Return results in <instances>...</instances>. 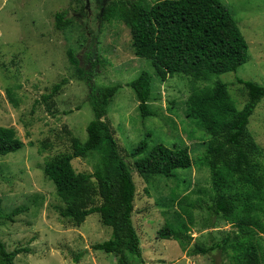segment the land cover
I'll list each match as a JSON object with an SVG mask.
<instances>
[{
  "label": "rangeland",
  "instance_id": "1",
  "mask_svg": "<svg viewBox=\"0 0 264 264\" xmlns=\"http://www.w3.org/2000/svg\"><path fill=\"white\" fill-rule=\"evenodd\" d=\"M113 1L0 0V125L13 127L23 142L17 151L0 155V207L9 212L16 206H27L13 221L0 219V239L7 250L29 249L16 255L15 264H117V256L92 247L110 238L111 228L101 223L97 212L79 226L61 217L63 203L43 171L46 156L70 150L68 132L85 140L86 125L92 118L88 83L75 75L68 61L67 49L72 47L86 69L91 67L88 57L97 59L91 82L97 86L122 84L108 105L106 119L132 170L136 187L132 220L140 240L142 264H230L227 253L214 250L188 255L177 241L156 238L157 229L180 213L178 200L193 215L188 247L193 241L208 245L231 228L222 219H217L214 227L208 225L206 205L212 188L209 169L201 161L208 135L186 113L192 89L208 82L193 81L184 74L163 81L153 76L148 104L155 115L142 118L135 93L126 83L143 69L152 73L153 67L148 59L134 54L129 28L122 21L102 16L104 7ZM144 1L151 4L156 0ZM220 1L245 38L248 57L236 71L213 78L227 84L237 108H241L247 90L237 79L264 85V0ZM63 10L71 25L59 30L54 15ZM62 79L67 82L53 98L52 114L41 95ZM8 88L13 90L17 105L7 96ZM247 128L264 152V97ZM142 140L149 146H187L191 167L177 169L173 177L143 178L130 156ZM40 141H49L51 147L38 152ZM71 164L76 172L91 173L98 155L76 157ZM261 242L264 245V234Z\"/></svg>",
  "mask_w": 264,
  "mask_h": 264
},
{
  "label": "trees",
  "instance_id": "2",
  "mask_svg": "<svg viewBox=\"0 0 264 264\" xmlns=\"http://www.w3.org/2000/svg\"><path fill=\"white\" fill-rule=\"evenodd\" d=\"M102 16L122 21L130 30L134 54L148 59L153 67L152 73L143 69L126 83L135 93L142 118L155 115L148 104L153 76L163 81L174 74H184L193 81L208 82L192 89L186 113L208 135L201 158L209 169L212 188L206 205L208 225L214 227L216 220L222 219L231 228L208 245L193 241L188 247L193 215L178 200L180 213L157 229L156 238L177 241L188 255L218 250L229 254L230 264H264V152L247 128L264 97V85L238 78L237 82L247 90V100L237 108L227 84L213 78L236 71L248 57V44L230 11L220 0H156L151 4L144 0H115L104 7ZM54 25L59 30L71 25L65 10L55 13ZM67 57L75 75L88 83L92 118L86 125L85 140L68 132L70 150L46 156L43 171L63 203L61 217L79 226L89 214L97 212L101 223L111 228V237L93 244L94 250L114 254L117 264H142L140 240L132 220L136 190L132 170L106 119L108 105L122 84L97 86L91 82L97 59L88 57L91 67L86 69L74 48L67 49ZM66 82L62 79L41 95L48 112L55 113L53 98ZM6 93L17 105L13 90L8 88ZM22 145L13 127L0 125L1 156ZM50 147L49 141H40L38 152ZM91 153L98 155L95 170L76 172L71 160ZM130 156L135 170L145 179L173 177L177 169L192 165L187 146H149L146 140L138 142ZM26 210L25 205L9 212L0 207V219L13 221ZM28 251L26 247L7 250L0 239V264H15L16 255Z\"/></svg>",
  "mask_w": 264,
  "mask_h": 264
},
{
  "label": "water",
  "instance_id": "3",
  "mask_svg": "<svg viewBox=\"0 0 264 264\" xmlns=\"http://www.w3.org/2000/svg\"><path fill=\"white\" fill-rule=\"evenodd\" d=\"M86 4H88V0H86Z\"/></svg>",
  "mask_w": 264,
  "mask_h": 264
}]
</instances>
